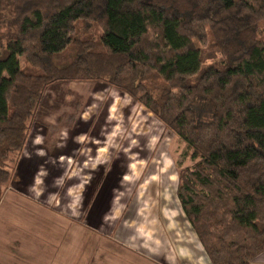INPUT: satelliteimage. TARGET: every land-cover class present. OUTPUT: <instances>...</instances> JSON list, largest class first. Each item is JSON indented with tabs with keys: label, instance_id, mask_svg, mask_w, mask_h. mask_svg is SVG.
I'll return each mask as SVG.
<instances>
[{
	"label": "trees",
	"instance_id": "trees-1",
	"mask_svg": "<svg viewBox=\"0 0 264 264\" xmlns=\"http://www.w3.org/2000/svg\"><path fill=\"white\" fill-rule=\"evenodd\" d=\"M262 31L264 0H0V198L45 91L102 83L196 161L177 196L211 264H252L264 254Z\"/></svg>",
	"mask_w": 264,
	"mask_h": 264
},
{
	"label": "rangeland",
	"instance_id": "rangeland-1",
	"mask_svg": "<svg viewBox=\"0 0 264 264\" xmlns=\"http://www.w3.org/2000/svg\"><path fill=\"white\" fill-rule=\"evenodd\" d=\"M261 37L264 38V31H262ZM21 63L25 67L23 60ZM44 96L41 107L37 109L30 121L27 146L13 163L8 164L12 171V180L2 189L0 202L7 190L15 189V191L31 193L30 197L36 193L33 197L38 199L34 200L41 207L46 206L47 202L39 196L43 193L53 192V208L57 206L60 209L69 206L75 211L80 207L78 198L80 193L84 187L88 186L90 180L94 179L93 176H87V172L91 174L104 167L110 168L108 162L112 156H115L119 166L117 177H115L118 179L124 173L123 177L126 181V185L121 188L125 192L123 194H121L122 191L118 192V197L121 199L115 201L120 204L121 201L131 197L134 190L137 192L145 188L146 185L142 184L141 180L151 179L146 177L147 169L157 165L158 161L161 162L160 167L164 171L163 175H166L163 179L177 180L178 188L181 169L192 168L195 165L196 161L187 154L184 142L167 130L164 124L145 107L114 88L96 82L57 83L49 87ZM108 105L111 106L113 112L111 114H114L111 118L106 117L109 110ZM155 122L161 129H157ZM78 145L80 149L74 147ZM152 147L158 150L157 156L152 152V156L156 157H154L155 160L153 159L154 164H150L152 159H149L148 152V149H152ZM79 153L87 155L85 164L83 162L84 170L83 168L81 170ZM28 157L33 159L31 161L37 162L35 169L31 167L33 172L30 175L31 178L35 176V184L28 186L26 181L23 184H13V179L17 181L20 179L18 176L20 173L16 174L20 160ZM28 165L30 166V164H25L22 167L24 174L30 169ZM162 165H165V168ZM37 171L38 173L35 175ZM30 177L29 179H31ZM64 177L65 179H63ZM155 178L159 179L157 176ZM79 180H82L81 185H79ZM139 184L142 185L138 188ZM68 187L70 205L66 204L68 202L66 196ZM57 194H60V197ZM6 203L12 205L10 200H6ZM16 208L18 207L13 205L8 207L2 216L4 227L0 228V241L2 235L15 240V243L12 242L9 246L11 251L26 258L32 256L33 259V251L36 249L37 260L44 259L45 264L49 261L48 259H51L50 255L56 259L60 258L61 255L58 254V251L49 248V245L45 243L49 230L42 228L39 235L37 232L28 231V224L30 223L34 227L36 221L30 222L28 212ZM13 212L24 221L18 223L20 228L18 231L23 233L20 235V239L18 231H12L9 228L13 223ZM39 221L49 224V221H43L41 218ZM108 231H104L105 235L108 234ZM86 245L88 255L92 252L93 241L88 239ZM105 250L108 249L105 248ZM69 254H71L70 251L65 253L66 257ZM43 255H46L47 258L42 259ZM71 255L73 260L71 259L72 261L68 264H74V261L79 257ZM130 256L129 252L124 255L122 253L115 255L112 251V254L108 252L103 255H95L94 258L91 257V261L92 264H150L134 255L131 258ZM55 262L51 260L50 264H56Z\"/></svg>",
	"mask_w": 264,
	"mask_h": 264
},
{
	"label": "crops",
	"instance_id": "crops-1",
	"mask_svg": "<svg viewBox=\"0 0 264 264\" xmlns=\"http://www.w3.org/2000/svg\"><path fill=\"white\" fill-rule=\"evenodd\" d=\"M108 106L109 110L106 117L111 118L114 114H111V106ZM156 127L161 129L158 123H156ZM161 137L163 138V136ZM74 147L80 149L79 145ZM94 148L97 151V147ZM157 151L153 147L148 149L149 159H152L150 164H154L153 159L156 158L152 156V152L156 153L157 156ZM78 157L82 164L81 170L82 168L84 170L83 162L85 164L87 155L79 153ZM116 158L115 156L110 158L108 162L110 168L102 165L104 167L102 169L91 174L87 172L86 175L93 176L94 179H91L88 186L84 187L80 193L81 197H78L80 207L75 211L69 206L60 209L57 206L53 208V192L43 193V195L41 194L42 197L39 196L47 202L46 206L40 207L35 201L38 198L33 197L36 193L30 197L31 193L15 191V189L7 190L0 202V228L4 227L2 216L8 207L13 205L18 207L16 209L27 211L28 220L30 222L36 221L34 227L30 223L28 224V231L37 232L39 235L42 228H47L49 235L45 243L61 255L57 259L50 255L49 258L51 259H48L47 264H50L51 260L54 262L56 260V264H68L73 260L71 254L79 256L74 264H80V261L82 264H92L91 257L94 258L95 255H103L108 252L112 254V251L115 255L121 253L124 255L129 252L131 256L134 255L150 264H211L195 231L180 207L177 196L178 181L163 179L166 175H163L164 171L160 167L161 162L158 161L157 165L147 169L146 177L151 179L141 180L142 184L146 185L142 191L136 192L134 190L131 197L117 204L115 201L121 199L118 197V192L122 191L121 188L126 185V181L123 177L124 173L121 176L123 179L119 176L116 179V173L119 169ZM31 160L33 159L29 157L20 160L16 172V174L20 173L18 175L20 179L18 181L13 179V184H23L25 181L28 186L35 184V176L31 178L30 175L33 172L31 167L35 169L37 162ZM25 164H30V166L28 165L30 169L24 174L22 167ZM162 166L165 168V165ZM114 171L115 173H113ZM37 173L38 171L35 175ZM156 176L159 179L155 178ZM79 181V185H81L82 180ZM142 184H139L138 188ZM124 192L122 191L121 194ZM60 194L57 196L60 197ZM66 196L68 198L66 204L70 205L69 187ZM6 200H10L12 205H9V202L6 203ZM12 217L13 223L9 228L12 231H18L20 229L18 223L24 221L16 213ZM39 218L43 221H49V224L40 223ZM23 228L25 230V227ZM105 230H109L107 235L104 233ZM20 235L23 233L19 230V239ZM39 239L41 238L39 237ZM88 239L93 241V249L87 255L86 241ZM14 241L5 235L1 236L0 264H45L43 258H47V256L43 255V260L38 261L36 249L33 251V259L32 256L26 258L13 253L9 246ZM104 247L108 250H105ZM69 251L71 254L66 257L65 253ZM252 264H264V254L255 259Z\"/></svg>",
	"mask_w": 264,
	"mask_h": 264
}]
</instances>
